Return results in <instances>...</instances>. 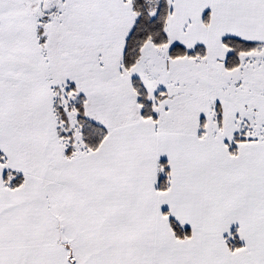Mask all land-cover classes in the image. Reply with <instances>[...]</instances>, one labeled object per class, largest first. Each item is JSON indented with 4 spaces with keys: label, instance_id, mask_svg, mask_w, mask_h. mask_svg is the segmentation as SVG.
<instances>
[{
    "label": "snow or ice",
    "instance_id": "snow-or-ice-1",
    "mask_svg": "<svg viewBox=\"0 0 264 264\" xmlns=\"http://www.w3.org/2000/svg\"><path fill=\"white\" fill-rule=\"evenodd\" d=\"M0 264H264V0H0Z\"/></svg>",
    "mask_w": 264,
    "mask_h": 264
}]
</instances>
